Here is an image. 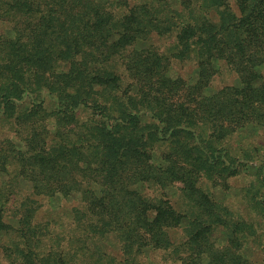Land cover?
Returning a JSON list of instances; mask_svg holds the SVG:
<instances>
[{"label":"trees","instance_id":"1","mask_svg":"<svg viewBox=\"0 0 264 264\" xmlns=\"http://www.w3.org/2000/svg\"><path fill=\"white\" fill-rule=\"evenodd\" d=\"M172 1L0 0V115L28 136L23 148L0 143V175L10 176L0 182V240L14 264H160L144 262L158 251L178 264H249L236 253L239 238L218 246L213 232L240 224L204 177L222 171L240 128L264 127V0ZM166 35H174L170 59L195 60L201 87L183 101L182 88L164 83L171 60L163 66L159 46L139 48ZM221 64L236 84L210 94ZM48 107L59 125L43 131ZM82 108L90 116L79 122ZM178 136L196 147L198 163L162 169L151 142ZM21 178L30 193L13 203ZM175 182L173 206L164 191ZM149 187L158 194L142 191ZM35 194L76 197L51 213V222H67L57 232L33 223ZM107 235L119 242L117 263Z\"/></svg>","mask_w":264,"mask_h":264},{"label":"rangeland","instance_id":"2","mask_svg":"<svg viewBox=\"0 0 264 264\" xmlns=\"http://www.w3.org/2000/svg\"><path fill=\"white\" fill-rule=\"evenodd\" d=\"M172 5L173 8L179 7L178 2L175 0L172 1ZM212 12L215 14V11L212 10ZM2 30L3 29H0V32H2ZM173 42L174 35H166L159 38L155 37L154 39L148 38L139 43V48L145 49L153 47V45L159 46L160 51H163V53L166 54L165 57L167 61L166 59L163 60V66L171 60V66L168 68L167 65V68L165 69V74L170 80H165L164 83L182 88L180 98L181 101H183L184 95H188L193 91L197 92L201 86L198 82V75L193 57L182 62L170 59L167 52ZM215 68H218L217 62L215 63ZM235 78L236 75L221 64V69L212 79L208 91L212 94L214 91H218L223 87L235 85ZM153 103L156 104L155 102ZM47 109L48 113H40L44 118L49 120V123H47L42 129L43 131H46L47 128L49 131H52L57 125H59V123L54 119L52 114H49L51 107H48ZM78 113L79 122L85 121L90 116V110L87 108H82ZM146 122H148V116H142L141 124ZM255 124L257 123L240 128L238 132L229 138L227 145H225L228 148V150H226L227 157H223L221 160L223 162L221 165L222 171L219 172L218 167L211 178L204 177L206 178L204 179V182H206L207 188L213 199L218 203L225 204L232 213V216L237 220L235 223L240 224L238 230H233V228L216 229L213 233L214 238L216 237L218 246L230 245L229 243L231 241L235 238H239L242 243L240 248L236 250V253H241V255L249 261V264H264V186L263 182L257 180V177L259 176L262 178V175L258 176V167L261 166V160H264V127L261 126L262 123ZM147 132V128H139L136 135H143L144 138L147 139ZM26 138H28L26 132H16L9 124L8 118L0 115L1 144L6 145L7 143L14 142L21 144L23 148L25 140L27 141ZM150 141L151 140H149V142ZM187 143L188 140L183 137L180 138V136L176 137L175 141L172 143L161 140L160 138L152 141L151 146L155 162L160 163L159 166L161 165L160 167L162 169L165 167V164L171 161H174L175 164H182L180 161L188 160V162L197 164L198 154L196 147L191 145V148H187ZM4 147L6 148V146ZM173 152L175 155L171 157ZM182 153L183 155L180 156ZM164 171L165 169L161 172L164 173ZM8 178H10L8 174L1 173L0 182L8 180ZM174 186L176 187H170L166 189L164 193L166 196H169L173 206H176L178 199L177 188L180 185L175 182ZM27 187H31V184L25 178L18 180L17 188L24 192L9 197V200H13L14 203L17 198L22 199V196L24 197L26 192L30 193L27 191ZM154 189L155 188L149 187L142 191L146 194H152V192L158 194V192H154ZM31 199L33 202L37 200L39 205L38 210L35 211L33 223H47L52 230L57 232V228L62 227V225L67 224V222L64 220L58 222L53 220L51 222V213L61 210L64 204L68 205V207L71 206L75 202L76 197L64 199L60 196H53L48 198L45 196L39 197L35 194L30 197V201L32 202ZM11 204L12 203H9L8 201L6 206L11 207ZM9 223L13 226L16 225L12 220H9ZM221 230H224L225 233H220ZM177 236L178 235H176V237ZM104 239L105 244L112 250V254L109 256L112 258V263H117L121 258L117 238L113 235H107ZM3 244V240H0V264H14L15 262L12 261L14 260L13 256L11 258L8 256L2 247ZM69 244L70 243H68L67 246H69ZM64 245L66 246V242H64ZM149 260H154L152 261L153 263L158 262L160 264H178L164 251H158L155 253L148 252L145 256L144 262H150Z\"/></svg>","mask_w":264,"mask_h":264}]
</instances>
